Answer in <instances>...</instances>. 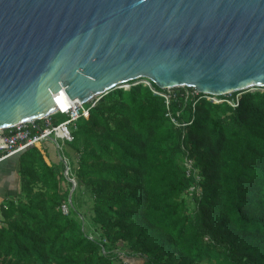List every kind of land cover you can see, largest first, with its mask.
I'll return each mask as SVG.
<instances>
[{"label":"trees","instance_id":"trees-1","mask_svg":"<svg viewBox=\"0 0 264 264\" xmlns=\"http://www.w3.org/2000/svg\"><path fill=\"white\" fill-rule=\"evenodd\" d=\"M183 92L172 88L168 103L183 125L136 83L103 93L71 126V197L92 234L61 209L64 165L36 146L16 153L19 191L0 204V264H264V88L232 92L236 106Z\"/></svg>","mask_w":264,"mask_h":264},{"label":"water","instance_id":"water-1","mask_svg":"<svg viewBox=\"0 0 264 264\" xmlns=\"http://www.w3.org/2000/svg\"><path fill=\"white\" fill-rule=\"evenodd\" d=\"M141 77L263 87L264 0H0V130Z\"/></svg>","mask_w":264,"mask_h":264},{"label":"built area","instance_id":"built-area-1","mask_svg":"<svg viewBox=\"0 0 264 264\" xmlns=\"http://www.w3.org/2000/svg\"><path fill=\"white\" fill-rule=\"evenodd\" d=\"M123 83H127V86L125 87L124 84L120 83L116 87L128 89L130 88V86L136 83L145 84L150 88V90L153 93L158 94L165 99V103L167 105V110H168L169 97L172 88L157 89L155 86H153V84L149 79L144 77L143 80L141 81L139 80H136L135 82L125 81ZM188 87L189 86H181L174 88H184L183 93L186 98L190 95H197V97H205L206 99L211 100L212 102L215 103L225 100L232 106H236L238 104V100H239L238 97L231 100L225 98V96L230 95L231 93L224 95L205 94L193 87H191L192 89L189 90ZM262 88H264V86ZM162 89H164L165 91ZM60 90L64 94V98L67 101V104L64 105L63 107L59 106L60 110H57L35 121H26V122L18 123L11 127L0 130V161L10 156L11 154L16 153L29 146H36L40 148L42 151H44L42 148V142L50 140L52 141V143H55V139L52 138V135L57 132L61 134L62 138L65 141H70L72 139L71 126L74 125L75 121L80 116L87 117L89 109L95 105L100 95L94 96L90 98L88 101L81 102L78 99H70V97L64 92L63 88H61ZM83 103H88V104L84 105ZM179 113L180 112L177 111L175 114L179 115ZM55 114H64L66 115V119L60 122H55L54 119L52 118ZM167 115L175 125L184 124V123H180L172 115V112L170 110L167 111ZM57 155L59 156L65 167L64 175L67 181L70 183V185H72V188L75 187L76 185L75 179L73 178V176H70L67 173L68 172L67 161L65 159H62V156L60 154ZM185 166L187 167V172H189V168H191V161L186 160ZM65 207L66 204H63L61 206L63 212H65L64 211ZM120 254H122V252Z\"/></svg>","mask_w":264,"mask_h":264},{"label":"rangeland","instance_id":"rangeland-1","mask_svg":"<svg viewBox=\"0 0 264 264\" xmlns=\"http://www.w3.org/2000/svg\"><path fill=\"white\" fill-rule=\"evenodd\" d=\"M136 80H143V77L141 78H137L134 79V82ZM131 81V80H130ZM133 82V81H132ZM124 84V86H127V83H122ZM255 89V88H253ZM251 89V90H253ZM259 89H262V87H260ZM236 97H240V92L235 93L234 98ZM225 98L231 100V95H227L225 96ZM84 105H87L88 103H83ZM55 122H60L64 119H66V115L64 114H55L53 117ZM52 138L55 139V143H52V141H43L42 142V148L45 152V155L48 158V161L57 165H62V161L59 158V156L57 154H60L62 156V159H65L67 161L68 164V174L71 170V168L75 165V156H76V152L69 146L68 142L65 141L60 133H54L52 135ZM65 170V167L63 168V171ZM72 171V170H71ZM70 175V174H69ZM61 185L66 188V183L64 184L63 181H61ZM75 187L72 188V185L69 186V191L70 189L74 190ZM80 200H82V198H87V193L85 190L82 191V193H80ZM16 197V196H15ZM67 203H66V207L64 208V213H71V210L73 209V212H75V216L77 217L78 220L81 221L82 223V227L85 230L86 233L88 234H92V226L90 225V223L88 222V220L86 219L85 216H83L82 211L83 209L81 207H79V205L73 202L72 197L69 198L67 197ZM63 205V204H62ZM94 236V235H92ZM118 254L121 253L120 250H116ZM129 263L130 264H135V262H139L138 259H134V258H129Z\"/></svg>","mask_w":264,"mask_h":264},{"label":"crops","instance_id":"crops-1","mask_svg":"<svg viewBox=\"0 0 264 264\" xmlns=\"http://www.w3.org/2000/svg\"><path fill=\"white\" fill-rule=\"evenodd\" d=\"M42 152L46 161L49 162L45 152ZM17 170L18 159L15 156H8L0 161V204L7 197H15L17 195L19 191Z\"/></svg>","mask_w":264,"mask_h":264},{"label":"bare ground","instance_id":"bare-ground-1","mask_svg":"<svg viewBox=\"0 0 264 264\" xmlns=\"http://www.w3.org/2000/svg\"><path fill=\"white\" fill-rule=\"evenodd\" d=\"M14 154V153H13ZM12 155V154H11ZM71 198V197H70Z\"/></svg>","mask_w":264,"mask_h":264}]
</instances>
